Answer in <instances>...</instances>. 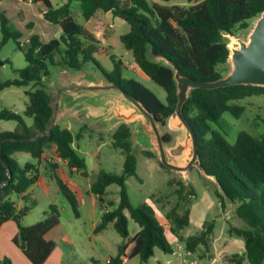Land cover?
Segmentation results:
<instances>
[{
  "label": "trees",
  "instance_id": "trees-1",
  "mask_svg": "<svg viewBox=\"0 0 264 264\" xmlns=\"http://www.w3.org/2000/svg\"><path fill=\"white\" fill-rule=\"evenodd\" d=\"M43 5V18L58 25L61 35L48 41H41L38 34H32L27 42H20L21 33L12 29L8 20L0 14L2 43L13 38L23 52L26 67L18 71L15 78L0 82V90L7 86L30 85L26 90L28 102L23 114L2 109L0 119L15 120L17 127L13 131L0 132V183L10 177L0 189V225L9 219L16 221L18 232L14 242L20 246L28 258L35 264H41L54 247V242L44 240V234L59 222V212L55 204H50L40 221L24 226L20 219L26 215L29 207L16 209L12 194L24 193L37 179V163L42 153L54 146L57 156L67 161L70 168L86 176V162L73 146L74 140L81 138L83 125L77 134L67 127L55 123L50 134L29 140L48 130L53 113V95L47 90L45 82L49 74V65L57 63L64 69L79 70L86 62H93L101 74L108 80L120 85L134 98L141 101L163 126L174 111L177 102L176 82L173 69L160 62L151 60L153 56H164L174 62L181 74L196 80L211 81L223 76L217 69L219 64L227 63L229 49L226 33L235 35L237 30H245L264 10V0H186L187 4H169L150 0H76L84 19H89L97 11L111 12L130 25V30L121 34L110 44L102 45L96 36L77 22L70 9L73 0L53 6L50 0H33ZM123 47V55L131 58L140 70L165 91L166 102H162L155 93L140 80L124 76L121 58L112 50ZM115 52V51H114ZM59 55L60 60L55 61ZM122 57V55H120ZM109 58L110 66L103 65ZM264 94V86L233 85L214 89H192L183 105V113L190 122L197 137L198 154L204 170L216 177L218 185L207 178L213 186V194L224 206L225 196L235 204V213L244 221L243 227L229 224L228 233L243 239L241 253L230 254L228 264H262L264 260V135L254 136L247 131L238 132L235 142L229 143L225 136L211 123H217L224 112L239 117L244 106L236 103L246 96ZM24 117H30L32 123L26 124ZM133 132L126 123L118 124L111 132V146L124 156L121 173L100 170L97 178L90 184V192L96 195L100 204L105 202L104 195L110 184L119 186L117 205L106 201V209L94 228L98 232L112 223L123 240L118 245L117 254L108 259L107 264H122L133 257L147 262L155 247L171 253L172 246L165 237L164 226L146 202L134 205L130 201L126 179L137 176L136 155L134 152ZM165 142L172 140L168 132L162 134ZM18 151L30 153L35 163L20 165L13 154ZM148 157H156L154 152L143 150ZM99 157V153H97ZM159 161V159H158ZM159 164L166 168L160 161ZM54 170L57 163H49ZM168 169V168H166ZM61 194L71 205L74 214L79 216L78 201L68 184L56 173H52ZM175 193L188 202L181 212L179 206H173L165 213L171 233L184 241V249L190 253L199 245L209 247L214 222L203 223L202 230L196 235L183 237L180 230L189 224L191 198L195 190L183 180H177ZM172 181L168 180V184ZM185 190V193L183 191ZM139 225L132 236L128 234V220L125 214ZM0 264H10L9 259L0 258Z\"/></svg>",
  "mask_w": 264,
  "mask_h": 264
},
{
  "label": "rangeland",
  "instance_id": "rangeland-1",
  "mask_svg": "<svg viewBox=\"0 0 264 264\" xmlns=\"http://www.w3.org/2000/svg\"><path fill=\"white\" fill-rule=\"evenodd\" d=\"M68 0H51L54 6L61 5ZM153 1V0H150ZM157 2H162V0H154ZM169 4H187L186 0H169ZM26 14L29 17L23 20L20 12L15 9L14 5L11 4V0L0 1V14L3 15L7 20L12 29L17 30L21 33L20 42H27L29 37L36 33L41 39L49 40L53 37L58 38L59 32H56L57 25L46 21L45 19L38 20L32 14H38L37 5L32 7V10L25 5V3H20ZM71 14L73 18L83 24L87 25L85 19L80 12L79 2L76 0L70 3ZM108 15L109 21H100L97 17L93 22L95 27H101L102 34L100 37L111 36L117 37L119 34L126 33L130 30V25L119 17ZM27 19L36 23V28L27 27ZM114 21V27H110V20ZM44 22V23H43ZM253 20L250 21L252 24ZM48 25V27L46 26ZM248 31L237 30L232 37H244V34ZM103 35V36H102ZM228 44L235 45L231 36H226ZM113 49L112 52L117 54L119 58L127 62L128 57L123 55V47L120 44L118 50ZM115 51V52H114ZM122 55V57L120 56ZM60 56H55V61L58 62ZM107 62H103L105 66H110L111 62L107 58ZM0 82H4L8 79L15 78L19 75L18 71L26 67V60L24 58L23 52L18 48L16 42L13 38H9L7 41L2 43V32L0 25ZM231 65L230 62L219 64L217 69L225 75ZM124 76L133 77L134 79L140 80L147 88H149L156 96L162 101L166 102V93L155 82L150 79H145L141 76V71L138 67L131 64H125ZM101 76L100 70L97 66L89 61L83 64L82 68L79 70L64 69L63 66L59 65H49V74L44 77L47 84V90L53 95V103L57 94L58 88L69 86L75 81H80L85 84L87 80L94 76ZM30 86V85H29ZM29 87L23 86H7L0 90V111L2 109L12 110L21 113L24 106V98H27L25 94ZM65 96V95H64ZM64 96H61L60 102H62ZM80 102V101H79ZM76 102L77 115L80 116L82 107L87 106L83 101L80 103ZM74 103V102H72ZM236 103L244 106V109L239 117H235L230 112H224L222 117L217 123H211L212 127L219 130L226 138L229 143H234L236 136L239 131L244 130L254 136L264 135V94L246 96ZM23 114V111L22 113ZM81 117H83L81 115ZM85 118V117H84ZM90 122V121H89ZM4 123L6 125L15 123V120L0 119V124ZM62 126H67L75 134L79 132V122L74 121L70 116H66L60 121ZM100 122H96L88 125L87 129L84 128L82 137L79 140H75L74 146L77 153L84 157L86 162V176L81 175L79 172L72 171L69 173V168L64 167L65 172H68L67 179L69 181V188L73 191L78 201V210L80 216H76L74 211L59 190L53 192L50 191L49 194L39 191L37 188V200L35 203L27 202L26 204L31 207L30 213L25 217L26 221H34L37 215L44 217L45 213L42 214L41 211L48 209V205L55 203L58 208L60 220L62 225H64L71 236L73 246L70 244H64L62 242V249L65 252L64 264H107L110 257L117 254L118 245L121 243L123 238L119 233L116 232L112 223H108L106 228L98 232H94L91 223L93 221L100 220L101 214L104 211L108 200L114 202L113 208L117 205L119 201V186L116 184H110L104 195L105 202L100 204L98 200L96 201L95 208L92 206L91 196H94L90 192V184L97 178L100 170H105L112 173H121L123 169L124 156L121 151L117 148L111 146V132L110 130H102L99 127ZM99 126V127H98ZM161 133L168 132L172 135V140L168 144H174L176 136L180 134L178 131H170V129L165 125H159ZM112 129V128H111ZM134 142V152L136 155V172L137 176H130L126 179L127 191L132 204L137 205L143 202L149 204L153 209L158 220L164 222L165 227V237L174 249L171 253L164 252L160 247L154 248V253L147 262H141L139 257H133L130 260L124 261L122 264H194V256H189L185 251L184 241H179L177 237L172 234L169 230V222L165 220V213L168 212L173 206H179V210L182 212L185 207L188 206V202L178 197L175 193V189L178 187L176 185L177 180H182L181 173H176L170 169H166L159 164L157 157L145 156L142 151L148 150L147 144L143 142L136 134L133 136ZM99 150L100 157H94L90 151ZM27 160H32L28 153L21 152L18 155V162L20 165H24ZM60 175H63L61 173ZM207 178L202 175L196 167H191L188 173L186 185H191L195 190V195L191 198L192 202L190 204L191 214L189 224L183 227L180 231L183 236L185 235H196L202 229V224L206 221H213L214 228L212 236L218 238V243L221 244L222 250L217 249L221 255H219L218 261L215 264H227L228 256L224 253L230 254L238 249L236 247H230L226 244V240L230 237L227 232L228 224L225 221V214H223L218 198L213 194L212 184L209 183ZM168 180L172 181L168 184ZM185 193V190L183 191ZM49 203V204H48ZM109 207V206H108ZM128 220V234L129 236L134 235L139 230V225L136 223L129 215L128 211H125ZM238 222L242 225V220L238 219ZM245 225V224H244ZM57 238V236H55ZM241 244L243 245V239L238 237ZM59 242V238H57ZM208 249V248H207ZM214 250V247H213ZM224 251V252H222ZM200 252H206L204 246L200 249ZM222 252V253H221ZM193 255V253H192ZM197 258V256H196ZM198 259V258H197ZM199 264H203L204 260H196ZM264 264V260L262 261Z\"/></svg>",
  "mask_w": 264,
  "mask_h": 264
},
{
  "label": "water",
  "instance_id": "water-1",
  "mask_svg": "<svg viewBox=\"0 0 264 264\" xmlns=\"http://www.w3.org/2000/svg\"><path fill=\"white\" fill-rule=\"evenodd\" d=\"M225 36H234L226 33ZM235 45L227 44L230 62L229 71L211 81L196 80L190 76L181 74L179 67L164 56H153L151 60L168 65L173 69V78L176 82L177 102L174 111L167 119L166 126L170 131H178L174 144H168L162 139L159 128L161 124L144 104L125 91L120 85L108 80L103 74L94 76L85 84L75 81L73 84L58 88L53 103V113L48 130L34 137L24 139H37L50 134V130L56 123L61 96L72 97L77 102H85L79 110L83 118H87L92 124L100 122L99 128L110 130L118 124H128L133 132L147 144L148 150L154 152L159 161L168 169L181 173L183 182H187L191 167H196L199 172L218 185L214 175L208 174L201 163L198 154L197 137L190 122L183 113V105L188 99L192 89H214L233 85L264 86V10L255 18L249 26L244 37H232ZM2 64V62H0ZM64 96V97H65ZM79 107V106H78ZM8 178L10 171L7 168ZM8 178L0 183V189L7 184ZM228 213H231L232 201L226 196Z\"/></svg>",
  "mask_w": 264,
  "mask_h": 264
},
{
  "label": "crops",
  "instance_id": "crops-1",
  "mask_svg": "<svg viewBox=\"0 0 264 264\" xmlns=\"http://www.w3.org/2000/svg\"><path fill=\"white\" fill-rule=\"evenodd\" d=\"M0 1H3V0H0ZM50 2H51V0H50ZM20 3H25V5H27V7H29L30 10H32V7H34V5L38 4V6H37L38 14H35L34 12H32V14H34L33 17L36 16V18L38 20L44 19L43 15H42L43 5H42L41 2H39V1L38 2H34L33 0H11V4H13L15 9H17V11L20 12L19 14L21 15L23 20H26V18L29 17V14L25 13V11H24L23 7L20 5ZM180 4H183V3H180ZM109 14L111 16L113 15L111 12L97 11L94 16H92L89 19H85V22L87 23L86 26L83 25V24L82 25L86 29L91 31L96 36V38L100 41V43L102 45L110 44V45L113 46V42L121 34H119L117 37H114L113 35H111V36L109 35V36H105V37L102 38V37H100V35L103 32L100 29L101 27H95L96 25L93 22L97 17L99 18V20L101 22L102 21H109L108 20V15ZM115 17L116 16H114V18ZM113 19L110 20V24H109L110 27H114ZM26 23H27V27L36 28V23L35 22H32L29 19H27ZM46 26L48 27V25H46ZM56 32H59L60 35H61V29H60L59 26L57 27ZM39 38H40L41 41H48V40L41 39L40 36H39ZM53 38H56V37H53ZM125 64H131V65H133L135 67H138L131 58H128L127 62L124 61V63H123L124 67H125ZM139 70H140V68H139ZM141 73H142L141 76H143L146 80L150 79L142 71H141ZM28 87H29L28 89H30L29 85H28ZM23 100H24L23 102H24V106H25L27 104V102H28V95H27V98H24ZM72 102H74V103H72ZM76 102H77L76 100H74L72 97H69V96H65L63 98L62 102H60V104H59L60 106L58 108V112H57V115H56V123L60 124V126H62L61 123H60L61 119H63L66 116H70V117H72L74 119V121H77V122H79L81 124L79 126V129L85 124L87 125V127H88V125H90V127H91L92 123L89 122V120L87 118H83V117H80V116L77 115V111H78L77 108L78 107L76 106V104H77ZM24 109L25 108H23L22 111H24ZM22 111H21V113H22ZM1 120H3V119H1ZM24 120H25L26 124H28V125H30L32 123V119L30 117H24ZM16 127H17V122L16 121H15V123L9 124V125L1 123L0 124V132H2V131H13V130L16 129ZM62 127H64V126H62ZM65 127H67V126H65ZM67 128L70 129L69 127H67ZM112 129H110V131H112ZM74 142H75V140H74ZM74 142H73V146H74ZM21 152H24V151H18V152H15L13 154V157L15 158V160L17 162H18V155ZM25 153H28V152H25ZM90 153L94 157H97V153H99V157H100L99 150H91ZM28 154L30 155V153H28ZM31 158H32V156H31ZM36 161H37L36 159L32 158V160H27L26 162L35 163ZM51 162L57 163V167L54 170L49 165V163H51ZM66 166L70 169L69 173L72 172V171L80 173L79 170H76L75 168H70L68 166L66 160H63V159H61V158H59L57 156V153H56V150H55L54 146L47 148L42 153V156L40 157V159H39V161L37 163V168H38L39 174H38V177L35 180V182L24 193H22V194H12V196H11L12 200L15 203V206H16L17 210H20V209H22L24 207H29V210L26 213V215H24L20 219L21 224H23L24 226H29V225H32V224H34V223H36V222H38V221H40L41 219L44 218L43 216L40 217V215L38 214L37 217H36L38 219H36V220L34 219V221H29V222L26 221L27 219L25 217L30 213V210H31V207L26 204V200H27V202H30V203H35L36 202L37 196H38L37 192H36L37 188H39V191L45 192L46 194H49L50 191L55 192V191L59 190L57 184L54 181V179L51 177V174L53 172L56 173L60 178H62L68 184V186H70L69 185V181L67 179L68 172H65V169H64V167H66ZM61 173H63V175H60ZM91 201H92L93 208H95V204H96V201H97L96 195L91 196ZM224 203H225V205L221 206V203L219 202L223 214L226 215L225 216V221L228 224V227H229V224L237 226V227H243L244 226V221L241 219L242 222H243L242 225L238 222V219L240 220V218L235 213V204H233V203L231 204V206H230V210H231L230 212L231 213H228V210H227V206L228 205H227V203L225 201H224ZM51 204H55V203H52V201H51ZM104 209H106V208H104ZM45 211H41L42 214H44ZM190 214H191V209H190ZM190 214H189V221H190ZM99 221L100 220L93 221L91 223V226L93 227V229L95 228V226L98 224ZM159 221L164 226V222L162 220H159ZM165 221L168 223L167 219ZM169 226H170V224H169ZM202 226H203V224H202ZM228 227H227V232H228ZM213 228H214V226H213ZM17 232H18V226H17L16 221H14L13 219L6 220L0 225V258L9 259L10 264H35L33 261L30 260V258L27 257V255L20 248V246H18L14 242V237L16 236ZM212 234H213V230H212V233L210 235L209 247H208V249H206L205 253L204 252H202V253L200 252V249L202 248L203 245H199L197 250L195 252H193V255H192V253H190V252L185 250L188 253V255L190 254L189 256H194L193 259L191 260V261H193L194 264H199V262L196 261L198 259L204 260L203 264H215L216 261H218L219 255H221V254H220L219 251H217V249H220V251H221L222 250L221 249L222 246H221V244L218 243V238L216 236H214V235L212 236ZM181 235L183 236V234H181ZM55 236H57V238H59V240H60L59 242L57 241V238ZM188 236H190V235H188ZM183 237H185V235ZM237 238H238L237 236L230 235V237L226 240V244H228V246L236 247L238 249L237 251H234L233 253H241L243 251V249H244V242H243V245H242L240 240H238ZM44 240L54 242V247L51 249L50 253L48 254V256L44 259V261L41 264H64L63 260H64L65 252L62 249V245H61L60 242H62L64 244H70L71 246H73V242L71 240V236H70V233H69L68 229L64 225H62V222L60 220V216H59L58 224H56L54 227L49 229L44 234ZM213 247H214V250H213ZM173 250L174 249L172 248V252H173ZM222 252H224V251H222ZM233 253H230V254H233ZM230 254L224 253L225 256H229ZM196 256H197L198 259L196 258Z\"/></svg>",
  "mask_w": 264,
  "mask_h": 264
}]
</instances>
